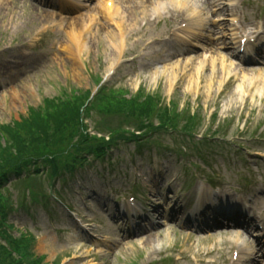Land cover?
<instances>
[{"label": "rangeland", "instance_id": "obj_1", "mask_svg": "<svg viewBox=\"0 0 264 264\" xmlns=\"http://www.w3.org/2000/svg\"><path fill=\"white\" fill-rule=\"evenodd\" d=\"M51 1L0 0V126L21 119L28 108L42 107L44 98L66 100L93 91L102 78L110 92L125 98L139 88L160 97V105L168 104L169 110L193 112L200 124L193 138L199 140L217 126L220 136L214 141L221 143L203 140L197 146L175 133L190 145L188 155L174 150L179 140L171 134L153 136L141 151L133 144L120 145L108 155L110 161H93L65 184L55 180L61 197H49L45 205L31 198L47 192L49 169L12 178L3 194L14 205L21 199L30 206L17 208L7 219L27 263L37 257L38 264H229L238 249L231 240L239 229L229 223L226 227L227 221L213 209L204 219L198 211L192 217L209 225L221 219L225 226L219 221L215 232L203 230L207 226L200 223L198 229L187 227L182 217L197 198L198 184L212 177L221 185L222 198L253 199L248 201L247 218L264 225V51L246 56L251 62L240 61L244 55L234 56L238 39L246 35H262L258 40L264 44V0H189L192 11L167 0L154 11L156 0H143L146 13L140 4L135 13L141 23L122 29L123 42L115 56L103 38V27L115 25L93 8L97 0L79 6L66 1L65 8L58 6L61 0ZM110 1H119L125 11L137 3ZM84 12L97 14L90 24L91 39L79 51L71 43L64 45L62 37L67 22ZM97 20L101 29L94 30ZM236 30L243 36L234 38ZM217 35L224 38L216 39ZM84 97L89 129L105 133L121 125L130 131L134 122L145 121L141 116L102 112L97 101ZM57 155L63 165L66 156ZM152 224L154 247L133 236ZM256 234L259 231L240 238L260 237Z\"/></svg>", "mask_w": 264, "mask_h": 264}, {"label": "trees", "instance_id": "obj_2", "mask_svg": "<svg viewBox=\"0 0 264 264\" xmlns=\"http://www.w3.org/2000/svg\"><path fill=\"white\" fill-rule=\"evenodd\" d=\"M141 92L139 89L130 98L114 91L94 97L98 110L102 112L125 113L134 118L141 116L145 120L134 122L130 125L133 129L130 131L121 125L111 127L108 140L84 132L81 119L85 103L83 99L89 93L87 90L82 95H73L66 100L44 98L42 107L28 108L21 119L0 126V264H28L24 247L18 246L8 229L2 225L5 216L12 210L1 194L5 182L11 178L18 180L28 171L32 172V177L38 171L48 169L54 174L71 173L77 166H84L88 156L102 157L119 140L135 142L167 128L187 134L193 131L195 114L171 111L173 109L169 110L168 105H160L157 95ZM71 137L76 138V141L70 142ZM1 139L4 143H1ZM52 146L54 148L49 151ZM57 154L66 156L63 165L60 164L61 156ZM49 170L46 173L51 174ZM40 174L39 177L42 176ZM31 199L37 201L38 196ZM28 245L25 243L26 248ZM31 261L32 264L39 263L37 257H31Z\"/></svg>", "mask_w": 264, "mask_h": 264}, {"label": "bare ground", "instance_id": "obj_3", "mask_svg": "<svg viewBox=\"0 0 264 264\" xmlns=\"http://www.w3.org/2000/svg\"><path fill=\"white\" fill-rule=\"evenodd\" d=\"M46 1H51V0H46ZM66 1L78 2L79 3L78 6L81 4L83 5L85 4V0H61V3L58 6L59 7L67 6V4H65ZM167 1H170L173 4H176V6H183V8H185V11L193 10L194 5H189L188 4L189 0H167ZM142 2L143 0H137V3H135L133 7H130V5H128L127 6L128 10L126 11L122 10L120 5H118L119 1H118V4H115V2L113 3L110 0H97L96 3L92 5L94 9L98 8L100 11L103 12L102 15L105 17V20H106L105 22H108L109 20L115 25V29L103 27V31H104L103 38L105 39V43L109 46L111 50V54H113V56L118 55L120 51V48L118 45L123 42L121 41L122 29L124 31L125 29H128L130 26H136L137 24L141 23V21L137 23L138 19L136 18L137 14L135 13V10H137V7L141 4L142 14L146 13V7L145 5L142 4ZM161 3H162V0H156L154 7L158 6V8L156 9L153 8L154 11L159 10ZM215 4H216V7H219L218 5H220L219 3H215ZM90 14H93V15L91 16ZM95 14L97 13L84 12L82 16H78L74 19H70L69 22H67V26L65 27L67 30L64 32V36L62 37V41L65 42L64 45L69 46L71 43V45H73V48L75 47L77 50L80 51L83 48L84 43L91 39L90 36H92L93 34L92 32L93 28L90 27L91 26L90 24L92 21H94V18H96ZM186 17L188 16L186 15ZM95 23L96 24L94 26V30L97 29V26H98V29H101L102 24L100 20H97V22ZM223 38H224V35H217L216 39H223ZM248 48H250V46ZM211 66L212 64L210 63L209 64L210 69L212 68ZM195 67L197 69L198 65ZM220 70H222V68H220ZM261 75L264 76V73L261 72ZM259 81H263V79L261 78ZM260 84L262 85V82H260ZM200 189H203V188L200 187ZM204 194L206 195L207 191H204ZM239 234L240 233H236V236H239ZM137 236L143 241L144 245L149 244V246L150 245H152L153 247L155 246V242H156V240L154 239L155 234H152L149 230L145 229L142 232H140ZM248 242L252 244V253H255L261 250L262 245L259 243V241L249 240ZM233 243H235V241H233ZM245 245L249 246L248 244H245ZM239 250L241 251L242 248L239 247ZM241 257L242 255H238L236 260L237 261L240 260L242 263H246V264H254L251 258L252 257L251 255L248 256L250 258L246 257V258L241 259Z\"/></svg>", "mask_w": 264, "mask_h": 264}]
</instances>
